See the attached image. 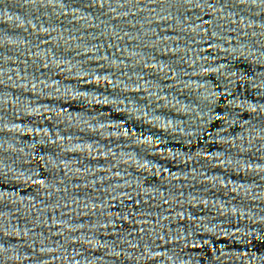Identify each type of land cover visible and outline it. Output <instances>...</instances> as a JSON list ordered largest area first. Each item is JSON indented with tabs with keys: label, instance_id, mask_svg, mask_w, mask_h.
<instances>
[{
	"label": "water",
	"instance_id": "1",
	"mask_svg": "<svg viewBox=\"0 0 264 264\" xmlns=\"http://www.w3.org/2000/svg\"><path fill=\"white\" fill-rule=\"evenodd\" d=\"M0 100L264 210V0H0Z\"/></svg>",
	"mask_w": 264,
	"mask_h": 264
}]
</instances>
